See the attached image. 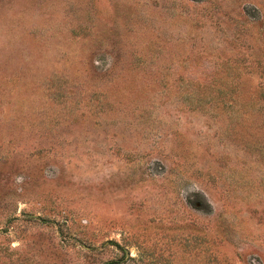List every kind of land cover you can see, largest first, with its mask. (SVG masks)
<instances>
[{"label":"rangeland","instance_id":"obj_1","mask_svg":"<svg viewBox=\"0 0 264 264\" xmlns=\"http://www.w3.org/2000/svg\"><path fill=\"white\" fill-rule=\"evenodd\" d=\"M0 264H264V0H0Z\"/></svg>","mask_w":264,"mask_h":264}]
</instances>
